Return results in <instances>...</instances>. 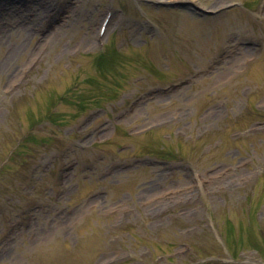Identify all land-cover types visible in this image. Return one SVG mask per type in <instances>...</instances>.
<instances>
[{"label": "rangeland", "instance_id": "rangeland-1", "mask_svg": "<svg viewBox=\"0 0 264 264\" xmlns=\"http://www.w3.org/2000/svg\"><path fill=\"white\" fill-rule=\"evenodd\" d=\"M143 2L0 0V264H264V6Z\"/></svg>", "mask_w": 264, "mask_h": 264}, {"label": "bare ground", "instance_id": "bare-ground-1", "mask_svg": "<svg viewBox=\"0 0 264 264\" xmlns=\"http://www.w3.org/2000/svg\"><path fill=\"white\" fill-rule=\"evenodd\" d=\"M184 3H188V1H187V0H184ZM241 48L244 49V50H253V49L257 48V47L247 45V46H242ZM239 50H240V49H239ZM240 51H241V50H240ZM185 86H186V85H185ZM185 86L183 85L182 87H185ZM177 90H178V88H177Z\"/></svg>", "mask_w": 264, "mask_h": 264}]
</instances>
